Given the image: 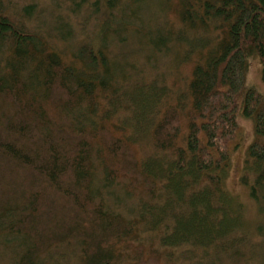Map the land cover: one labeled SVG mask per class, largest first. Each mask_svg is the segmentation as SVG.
Instances as JSON below:
<instances>
[{
	"label": "trees",
	"instance_id": "1",
	"mask_svg": "<svg viewBox=\"0 0 264 264\" xmlns=\"http://www.w3.org/2000/svg\"><path fill=\"white\" fill-rule=\"evenodd\" d=\"M62 2L73 15L101 5L95 35L72 45L69 26L36 24L34 1L11 10L0 0V234L17 244L8 264H44L73 242L78 264H162L157 249L133 246L139 232H160L162 248L201 252L192 264H264V97L247 84L253 57L264 82V0ZM151 3L160 6L153 34L137 15ZM122 34L146 40L152 55H174L175 67L191 64L178 97L139 81L137 66L110 52L108 36L125 42ZM120 108L130 117L118 116V127ZM239 116L254 130L241 179L258 208L251 230L224 186ZM127 126L128 136L118 134ZM140 135L163 155L139 162ZM125 176L130 190L162 198L141 200L138 220L101 198Z\"/></svg>",
	"mask_w": 264,
	"mask_h": 264
},
{
	"label": "rangeland",
	"instance_id": "2",
	"mask_svg": "<svg viewBox=\"0 0 264 264\" xmlns=\"http://www.w3.org/2000/svg\"><path fill=\"white\" fill-rule=\"evenodd\" d=\"M8 1V0H3ZM14 7L11 10H18L19 5L28 4L34 1L36 7V24H44L43 28H53L57 26L58 23L62 25L69 26V30L72 32L73 43L72 45H77L81 40L86 39L88 35L94 34L102 23L101 13L103 11L101 5L100 10L97 12H87L82 11L78 15L68 14L66 11L65 4L62 0H10ZM160 6L155 3H151L150 6H141L137 13L139 20H144L145 27H141L142 31H151L153 34L154 30V19L152 16L159 11ZM99 12V13H98ZM98 13V14H97ZM157 17V16H156ZM143 22V21H142ZM160 22V21H159ZM172 25L179 26L176 20H172ZM158 27V26H156ZM95 35V34H94ZM125 42H120V39L115 36H108L107 43L108 49L111 53L118 56V60L123 58L128 59L129 63H133L137 66L139 73L138 80L150 83L155 89L163 87L167 91L170 89L171 94L169 98L172 100L178 97L185 87V80L189 77L191 64L182 63L179 67L173 66L174 59L170 54L165 52L157 55H152L150 52L145 51L148 42L146 40H137L136 35H121ZM54 40V39H53ZM70 41V40H69ZM60 44H58L59 46ZM68 47H66L67 49ZM119 50L123 52L119 55ZM63 55L68 57L70 52L63 50ZM130 53V54H128ZM261 66L257 58H250L248 63L247 72V84L249 87L255 88L264 97V82L261 79ZM141 82V83H142ZM129 118L128 111H122L115 114L113 119V124L119 127V119ZM239 132L236 134L235 139L230 144V160L227 168V175L224 180L225 189L232 195H234L237 200L242 205V216L245 221L246 227L249 230L252 229V225L258 220V208L257 205L249 198L248 188L242 184V177L245 175V160L248 146L252 143L254 139L253 122L250 119L238 117ZM118 134H123L128 136L130 134V129L127 126L125 132L122 130L118 131ZM132 148L139 162H144L148 159L162 156L163 154H157L154 151L150 143V136L140 135L138 140L132 142ZM250 175L249 180L252 181L253 175ZM130 183V178L119 177V179L112 184L106 190L102 191L101 198L104 203L115 211L120 212L128 219L135 218L134 213L137 214V220L139 219L138 204L141 200L147 202L145 206L158 205L162 203V198L159 200L158 197L152 198L151 195L143 194L141 188L129 189L128 185ZM158 192V193H157ZM156 194H160L157 191ZM127 193V194H126ZM142 206L144 204H141ZM134 213H133V212ZM160 232H139L138 237L134 242L133 246H140L144 251L149 249H157L160 254V259L162 264H192L194 259L199 257L201 252L195 253V256H188L185 254L188 247L179 249H166L159 240ZM13 239L9 235L0 234V264H8L11 262L10 257L14 256L17 244L12 242ZM21 244V243H19ZM131 251L125 250L122 253L123 263L130 261ZM224 256V255H221ZM79 252L78 245L73 242L70 247L60 244L52 248L49 252L43 255L42 259L44 264H78ZM194 258V259H193ZM252 262V264H258V259ZM244 263V262H243ZM226 264H242L239 263H229Z\"/></svg>",
	"mask_w": 264,
	"mask_h": 264
}]
</instances>
